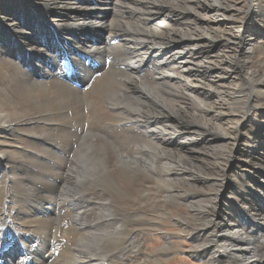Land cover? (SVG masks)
Masks as SVG:
<instances>
[{
	"label": "bare ground",
	"instance_id": "1",
	"mask_svg": "<svg viewBox=\"0 0 264 264\" xmlns=\"http://www.w3.org/2000/svg\"><path fill=\"white\" fill-rule=\"evenodd\" d=\"M222 1L209 7L219 13ZM21 2H29V12H16L10 24L0 21V29L5 28L0 33V264H150V258L139 257L141 240L137 235V226L150 220L133 212L146 205L180 204L179 196L167 194V182H177L184 171L178 166H189L195 157L191 126L204 134H219V130L215 133L208 128L213 120L198 112L191 115L189 110H182V105L177 106L175 114L170 98L165 99L164 106L157 105L153 101L159 103L158 97L153 99V93L148 91L149 85L161 92L160 85L171 83L167 78L172 76L167 72L170 56L176 66L183 65L187 74L181 42L183 29L171 28L180 20L177 24L182 25V17L177 7L173 9L166 3L164 7L161 2L160 10L168 13L158 26L169 23L170 27L157 34L158 26L151 27L149 20L159 13L152 16L118 12L117 28H128L130 22L135 32L116 30L113 38L119 43L108 47L112 51L107 49L105 55L108 58L118 53L117 63L125 64L127 69L114 67L115 70L99 74L101 68L95 75L81 63V58L90 54L103 57L104 52L96 46L82 45L77 31L86 25L84 18L71 24L73 13L61 11L64 1L58 3V9L49 0ZM110 2L118 6L117 0ZM33 5L43 11L34 12ZM11 8L18 11L19 5L14 3ZM101 24L93 21L92 30L86 31L85 36L93 37L90 43L99 40L93 33H101ZM153 31L157 39L152 42L158 41L155 47L161 51L153 49L143 60L140 49ZM176 36L177 43L172 47ZM247 42L249 47L241 58L252 61L243 73L248 81L246 89L250 90V105L252 99L259 100L253 60L257 42L253 38ZM117 47L124 53L119 54ZM148 60L154 68L143 72H151L145 75L151 82H145L148 90H140L142 94L138 96L137 70L146 68ZM156 68L161 73L157 74ZM165 90L170 93L172 86ZM204 94L200 95L203 106ZM241 97L244 96H239V100ZM232 105L237 112L238 103ZM246 116H242L244 120ZM217 127L222 130L221 125ZM221 134L225 141L228 136ZM200 141L205 152L209 151L206 137L201 136ZM239 142L241 147L245 144L239 140L236 148ZM248 143L249 140L244 148L248 149ZM185 170V177L190 178L192 170ZM251 170L245 171L250 174ZM204 173L194 176L197 197L202 191L198 182L207 181L208 186L218 177L209 178ZM244 176L236 180L237 187L230 191L231 205H226L229 209L220 212L215 207L210 212L219 195L196 201L199 217L196 215L198 223L192 237L198 241L190 251L194 257L204 258L205 264H264V213L247 197L252 185ZM228 177L232 181L235 178ZM258 184L257 192L264 201V178ZM236 202L244 206L238 214L245 219L237 218ZM243 227L250 236L244 234ZM162 252L169 253L165 249Z\"/></svg>",
	"mask_w": 264,
	"mask_h": 264
},
{
	"label": "rangeland",
	"instance_id": "2",
	"mask_svg": "<svg viewBox=\"0 0 264 264\" xmlns=\"http://www.w3.org/2000/svg\"><path fill=\"white\" fill-rule=\"evenodd\" d=\"M49 1L54 4L57 9L60 1L65 2L66 5L61 7V9H63L61 11L62 13H73L74 18L71 24L75 25L81 18L86 20V25L81 26L77 31L80 37L82 36V45L85 47L96 46L101 48L104 52L103 57H98L97 55L92 57V54H90L87 58H81V63L91 68V70L95 72V75L98 74L97 70L101 68L102 72L99 74L105 73V71L108 72V70H115L114 67L124 70L127 69L125 64L121 62L117 63L118 58H115L118 56V53L117 55L112 54L108 58H106L107 55H105L106 50L111 49L108 47H113L115 44L119 43V41L113 38V34L116 30L120 29V33H123V30L132 33L135 32L130 22L128 28L122 25L117 28L118 24H120V22H116L118 12L123 11L143 15L148 13L152 16L159 13L149 20L150 26L156 28V26L161 23L160 20L162 17L166 16L168 13L167 10H160L159 6H161V2L162 5L166 3V5L173 9L177 7L178 14L183 20L182 25L177 24L181 22L180 20L176 24L173 23L171 28L175 30L183 29L184 35L181 34V37H184L181 40L183 43L182 52L186 55L185 70L190 79H188L186 76L187 74L183 72V65L182 67L176 66V63L170 56L169 61L171 60L170 63L173 64L171 65L168 63L169 67L167 72L172 76H167V78L171 79V83L160 85L162 88L161 92H156L157 89H155L156 87L153 85H149L148 90V86H146L147 84L145 82L149 84L151 79L147 78L145 75L150 71H143L147 68L148 70L154 68V64L152 63V65L151 60H148L146 68L137 70V81L135 83L136 86L140 85L138 87L140 88L138 96L142 94L140 90L144 93L148 90L153 93V99H156V96L158 97L157 101H159V103L154 101L153 103L163 106L166 102L165 99L170 98L172 103L171 106L175 109V114L178 113L176 111L178 110V105L183 106V111L189 110L191 115L198 112L201 116H206L207 120H213L212 125L208 123V128L213 132H218L217 130H219L220 135H214V133L204 134L195 125L191 126L190 132L193 135L191 150H193L195 156L191 160L192 167L191 164L188 166L185 163H181V166H178L179 169L182 167L185 172L187 167L190 168L192 170L191 176L190 178L188 176L185 177L183 171L180 176L177 177V182L170 183L171 180L167 182V194H169V196H179V200H181L180 204L171 202V204H164V207L146 205L138 208L133 214L137 217H144L143 220H150L137 226L138 239L140 238L141 240L138 243V246L141 247V254L139 257L144 255V258H150V264H153V261L154 264H205L204 258H196L190 251V249L195 247L198 241L192 237L194 235L192 232L195 231V226H197L198 223V219L196 218L199 217L197 215V208H195L197 200L203 198L212 199L219 195L218 202L213 205L214 207L210 209V212L212 213L215 207H217L216 211L220 212L229 209L226 205H231L228 200L230 191L232 187H237L236 180H239L242 175H246L247 177L244 176L245 180H247L249 185H252V187L248 189L249 191L247 190V197H250V201L255 206H258V210L260 209L262 213H264V201L262 197L260 198V194L258 193L260 192L258 183L264 178V39H262L264 37V14L262 13L264 0H223V7L219 8V13L215 12L217 9L209 7L213 2L215 4L219 3V0H206L210 2V5L206 4L205 0H135V2L134 0H117L118 6L112 4L110 2L111 0ZM225 1H227L228 7H226L227 4ZM154 2H157L155 6H153ZM14 3L19 5L18 11L11 8V5ZM28 4L29 2L22 3L21 0H0V21H3L5 24H10V19L16 15V12L20 14L29 12V10L26 9ZM32 10L36 13L43 11L35 5H33ZM93 21H101L102 30L101 33H98L96 30L94 31L93 36L99 38V40L90 43L93 37L90 36L91 34L85 36V33L86 31L92 30ZM108 21L114 24H106ZM172 22H174V20ZM168 24L169 23H164L161 28L158 26L159 29H156L158 31L157 34H162V31L168 29L170 27L167 26ZM250 28L252 30H249ZM4 32L5 28L0 29V33L3 34ZM154 33L153 31V36H150L147 43H143L140 49L143 60L148 58L153 49H159L161 51L159 47H155L158 41L155 43L152 42L157 39ZM176 37L177 39H174V44L171 45L172 47L177 43L178 36ZM245 37L246 39L241 41V39ZM249 38H253L254 41L257 42L253 60L255 61L254 75H256V98H259L258 101L252 99L250 105L247 104V95L250 93V90L246 89L248 87V81L243 73L250 68L252 61L250 59L245 62L244 58H241L243 50L249 47L247 46V40H249ZM143 41H145V39H143ZM131 48H133L132 45ZM118 51L119 54L124 53L121 51L120 47H117V52ZM76 52L81 56L80 51L76 50ZM156 69L157 74L161 73L159 68ZM175 80L178 83L175 82ZM160 82H162V79H160ZM171 86V92L166 93L165 89ZM78 87L82 89L83 86L81 87L80 85ZM179 89L180 91H178ZM202 92L205 93L203 96L204 106L200 102V95ZM239 96H246V99L244 100V97H241L239 100ZM177 101L179 104H177ZM117 102L116 105L119 103ZM234 103H238L239 105L237 112L233 111L234 105L232 104ZM243 103H245V106ZM112 106L113 105L109 107L113 108L114 106ZM130 107L131 106H129V108ZM206 109L208 113H206ZM245 110H249V114ZM243 114L245 116L247 115L246 120L243 119V117H245ZM214 116H220L221 120L213 119ZM219 124L222 130L217 127L220 126ZM221 133H224L229 138L227 137V139L223 141L224 137L221 136ZM201 136L206 137V146L209 147V151L207 152H205V147L200 141ZM252 136L254 137L250 139ZM239 140L242 141V144H245L241 147V142H239V148H236ZM247 140H249L247 144L248 149L244 148ZM180 141H182V139H180ZM249 155L250 159H247ZM253 159L255 163L252 162ZM224 168L225 171H223ZM249 168L253 169L250 174L246 172ZM204 171L206 177H218H216L217 179H215L214 182H208V186L207 181L198 182L197 187L202 191L200 192L201 195L197 197V191L194 192L196 188L194 176ZM163 175L164 174H162V176ZM230 175L235 177H233V181L235 180L234 182L231 180L232 177H228ZM215 182L217 183L212 185ZM140 190L143 189L140 187ZM162 193H164L163 190ZM222 193H224L223 197L221 196ZM240 200L241 196L239 197V201ZM237 204L236 206L238 209L235 208V210H237V218L239 220L245 219V216L238 214L240 208H244V206L241 203ZM155 205L158 204L155 203ZM218 215V219L221 220L222 217L220 214ZM242 230L245 235L250 236V232L244 227ZM261 234L263 235V231ZM164 249L165 251H169V253L166 254L162 252ZM158 261L161 262L158 263Z\"/></svg>",
	"mask_w": 264,
	"mask_h": 264
}]
</instances>
